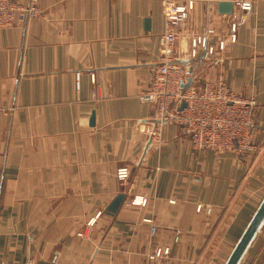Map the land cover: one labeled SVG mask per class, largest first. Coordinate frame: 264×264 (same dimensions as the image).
I'll use <instances>...</instances> for the list:
<instances>
[{
    "label": "crops",
    "instance_id": "0c3cea01",
    "mask_svg": "<svg viewBox=\"0 0 264 264\" xmlns=\"http://www.w3.org/2000/svg\"><path fill=\"white\" fill-rule=\"evenodd\" d=\"M188 1L174 57L194 86L223 78L255 98V150L196 149L138 99L161 60V0H38L36 17L0 28V264L224 263L264 194V0L235 41L239 0H176ZM207 30L215 52L192 60L190 35ZM238 264H264V224Z\"/></svg>",
    "mask_w": 264,
    "mask_h": 264
},
{
    "label": "built area",
    "instance_id": "2783aa9c",
    "mask_svg": "<svg viewBox=\"0 0 264 264\" xmlns=\"http://www.w3.org/2000/svg\"><path fill=\"white\" fill-rule=\"evenodd\" d=\"M253 0H239L238 10L233 13L231 22V41L236 38L237 21L242 19L252 9ZM163 13V32L159 41L161 60L155 65L150 84L138 94L142 102L151 103L155 107L154 119L157 123L179 124L188 135L191 144L196 149H208L215 152L233 151L241 154L255 150V108L253 96L235 93L223 78L207 80L198 86L191 82L181 86L188 77L194 75L192 64H183L174 57V45L181 32L178 25L188 17L193 7V1L185 4L176 0H161ZM40 12L38 0H28L25 4L16 0H0V28L19 25L36 17ZM213 33L207 30L203 35H190V57L193 60L201 52L203 58L210 57L215 48L208 44V36ZM223 47V42L218 44ZM151 140L162 143L160 129L156 126L146 130ZM129 175L127 167L116 171L117 178L122 181ZM134 203L145 204L146 197L133 199ZM196 209H200L197 205ZM150 232L156 231V226L150 219ZM93 221L90 219L87 224ZM169 253V247H157L149 259L160 260Z\"/></svg>",
    "mask_w": 264,
    "mask_h": 264
},
{
    "label": "water",
    "instance_id": "95a60500",
    "mask_svg": "<svg viewBox=\"0 0 264 264\" xmlns=\"http://www.w3.org/2000/svg\"><path fill=\"white\" fill-rule=\"evenodd\" d=\"M221 7L224 13H230L232 10L230 3L222 2L220 3V8ZM202 55L203 54L201 53V57ZM191 82H192V77H188L187 82L185 84L181 82L180 85L186 87L190 85ZM92 119L93 116L91 117V122ZM125 197L126 194L124 192H118L117 194H115V196L106 206L105 213L108 214L109 216L116 215ZM263 224H264V194L260 202L258 203L256 209L254 210L252 216L250 217L248 223L246 224L245 228L240 234L239 238L233 245L232 250L230 251L229 255L227 256L223 264H238Z\"/></svg>",
    "mask_w": 264,
    "mask_h": 264
}]
</instances>
